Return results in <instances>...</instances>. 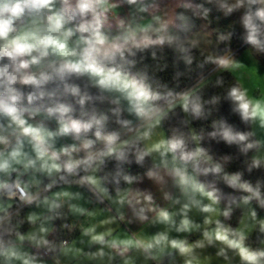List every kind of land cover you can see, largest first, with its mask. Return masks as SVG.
Returning a JSON list of instances; mask_svg holds the SVG:
<instances>
[{
    "label": "clouds",
    "instance_id": "1",
    "mask_svg": "<svg viewBox=\"0 0 264 264\" xmlns=\"http://www.w3.org/2000/svg\"><path fill=\"white\" fill-rule=\"evenodd\" d=\"M262 67L264 0H0V264H264Z\"/></svg>",
    "mask_w": 264,
    "mask_h": 264
},
{
    "label": "rangeland",
    "instance_id": "2",
    "mask_svg": "<svg viewBox=\"0 0 264 264\" xmlns=\"http://www.w3.org/2000/svg\"><path fill=\"white\" fill-rule=\"evenodd\" d=\"M244 71L245 70H241L240 72L237 73V76H241L243 77L245 80L247 79L246 76H244ZM261 71L264 72V67L261 68Z\"/></svg>",
    "mask_w": 264,
    "mask_h": 264
}]
</instances>
